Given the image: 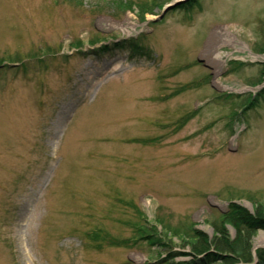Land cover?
Wrapping results in <instances>:
<instances>
[{"label": "rangeland", "instance_id": "rangeland-1", "mask_svg": "<svg viewBox=\"0 0 264 264\" xmlns=\"http://www.w3.org/2000/svg\"><path fill=\"white\" fill-rule=\"evenodd\" d=\"M0 63V264H204L264 203V0H0Z\"/></svg>", "mask_w": 264, "mask_h": 264}, {"label": "trees", "instance_id": "trees-1", "mask_svg": "<svg viewBox=\"0 0 264 264\" xmlns=\"http://www.w3.org/2000/svg\"><path fill=\"white\" fill-rule=\"evenodd\" d=\"M229 225L236 231L233 237L229 233ZM260 229L264 230V203H257L255 211L250 212L244 206L231 202L223 219L215 223L212 237L196 229L193 240L187 243L190 245L189 254L192 260L205 254L200 258L204 264L215 261H222L225 264L252 263L253 240ZM257 256L256 264H264L263 248L258 250Z\"/></svg>", "mask_w": 264, "mask_h": 264}]
</instances>
